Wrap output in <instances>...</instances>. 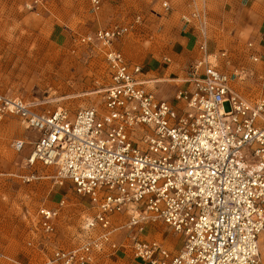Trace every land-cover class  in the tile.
<instances>
[{
	"label": "built area",
	"instance_id": "1",
	"mask_svg": "<svg viewBox=\"0 0 264 264\" xmlns=\"http://www.w3.org/2000/svg\"><path fill=\"white\" fill-rule=\"evenodd\" d=\"M90 2L100 10L101 0ZM130 31L116 25L77 39L104 54L110 83L100 108L46 112L0 93V122L15 117L38 136L28 165L51 168L58 187L69 184L89 202L77 243L55 248L41 264H117L123 254L128 264H261L264 56H249L262 65L256 71L229 51L209 54L203 40L170 102L148 88L142 66L115 49ZM250 80L256 89L245 97L237 84ZM25 145L12 147L22 152ZM65 206L38 210L46 237L56 235ZM161 229L180 236L177 251L151 238Z\"/></svg>",
	"mask_w": 264,
	"mask_h": 264
},
{
	"label": "rangeland",
	"instance_id": "2",
	"mask_svg": "<svg viewBox=\"0 0 264 264\" xmlns=\"http://www.w3.org/2000/svg\"><path fill=\"white\" fill-rule=\"evenodd\" d=\"M95 11L90 0H0V93L38 104L42 111L64 109L71 114L100 108L110 83L104 54L77 39L113 26H128L130 33L115 44L126 59L146 71L147 62L167 56L197 5L208 6L215 24L255 16V0H101ZM264 3V2H263ZM164 4H168L165 9ZM198 9V8H197ZM190 15V16H189ZM137 19L139 22L137 23ZM248 21V20H246ZM220 35V34H218ZM28 60V63L19 62ZM163 65L167 66L163 60ZM158 86L157 98L170 94ZM35 133L15 117L0 122V264H41L55 248L73 247L89 202L69 184L58 187L54 170L30 166L27 159ZM26 142L22 152L12 144ZM31 142V143H29ZM66 202L54 237L38 227L41 208L56 209ZM121 215H116L119 220ZM150 238L151 234H147ZM125 232L118 236L123 242ZM168 248L181 247L180 236L156 230ZM260 244L264 264V238ZM127 254L117 264H128Z\"/></svg>",
	"mask_w": 264,
	"mask_h": 264
},
{
	"label": "crops",
	"instance_id": "3",
	"mask_svg": "<svg viewBox=\"0 0 264 264\" xmlns=\"http://www.w3.org/2000/svg\"><path fill=\"white\" fill-rule=\"evenodd\" d=\"M255 1L258 2L252 6L254 9L252 12H256L255 16L249 17V19L238 17L232 22L231 19H222L223 23L218 25L215 24L214 16L209 13L206 4L197 5L198 9H194L190 15H197V18L192 20L198 26L195 27L193 24L191 28L182 29L166 57L148 60V68L146 71L144 70V78L148 82V88L155 93L158 86L169 88L170 94L159 99L171 102L179 86H181V80L186 76V72L201 57L199 46L203 40L207 44L209 54L226 50L231 53L234 60H240L244 65L260 71L262 65H253L248 61L249 56L254 53L264 56V0ZM250 42L256 44L252 51L247 48ZM161 60L167 66L163 65ZM236 66L238 67L237 64ZM255 89L252 80L237 84V90L245 97H249ZM35 135L34 142L38 137L36 133Z\"/></svg>",
	"mask_w": 264,
	"mask_h": 264
},
{
	"label": "bare ground",
	"instance_id": "4",
	"mask_svg": "<svg viewBox=\"0 0 264 264\" xmlns=\"http://www.w3.org/2000/svg\"><path fill=\"white\" fill-rule=\"evenodd\" d=\"M19 62H25L27 64L28 60H19Z\"/></svg>",
	"mask_w": 264,
	"mask_h": 264
}]
</instances>
